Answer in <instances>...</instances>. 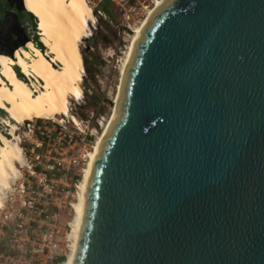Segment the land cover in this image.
<instances>
[{
	"label": "water",
	"instance_id": "1",
	"mask_svg": "<svg viewBox=\"0 0 264 264\" xmlns=\"http://www.w3.org/2000/svg\"><path fill=\"white\" fill-rule=\"evenodd\" d=\"M10 4L14 55L31 39ZM123 85L74 264H264V0H168Z\"/></svg>",
	"mask_w": 264,
	"mask_h": 264
},
{
	"label": "bare ground",
	"instance_id": "2",
	"mask_svg": "<svg viewBox=\"0 0 264 264\" xmlns=\"http://www.w3.org/2000/svg\"><path fill=\"white\" fill-rule=\"evenodd\" d=\"M167 1L157 0L153 7L148 8L146 18L134 29L135 34L122 66V82L114 113L104 124V131L93 150L87 154L89 159L78 184L77 198L73 202V248L64 264L75 262L85 194L95 159L118 117L123 83L136 44L150 19ZM24 6L37 17L39 33L48 52L45 53L29 40L25 46L17 48L14 55L0 53V107L7 113V117L2 116V119L10 127L9 136L0 130V210L12 183L20 176V165L25 162L21 136L18 134L19 125L33 118H52L60 123L69 118L81 126L77 115L71 111V101L84 98L82 82L86 66L81 42L88 37L92 22L96 20L88 0H24ZM54 63H59V66L56 67ZM14 65H19L33 83L19 77ZM35 81L41 85L40 88H37Z\"/></svg>",
	"mask_w": 264,
	"mask_h": 264
},
{
	"label": "built area",
	"instance_id": "3",
	"mask_svg": "<svg viewBox=\"0 0 264 264\" xmlns=\"http://www.w3.org/2000/svg\"><path fill=\"white\" fill-rule=\"evenodd\" d=\"M111 1L120 7L129 28L135 13L145 15L157 2L143 0L141 11L136 12L133 0ZM28 126L29 132L34 133L31 122ZM45 129L46 126L42 127L40 134L47 136L46 141L44 137L31 140L30 150L35 155L20 165L18 181L11 185L0 210V264H64L72 251L73 197H77L75 192L78 191V185L73 181L79 175L76 170H84L89 150L84 147L70 156L66 170L60 158L45 161L39 150L46 142L56 145L50 132L56 133L57 128ZM30 137H33L31 133ZM60 167L63 172L56 175L55 169L61 170Z\"/></svg>",
	"mask_w": 264,
	"mask_h": 264
},
{
	"label": "rangeland",
	"instance_id": "4",
	"mask_svg": "<svg viewBox=\"0 0 264 264\" xmlns=\"http://www.w3.org/2000/svg\"><path fill=\"white\" fill-rule=\"evenodd\" d=\"M133 2L136 6V12L141 11L140 7L143 0H133ZM88 3L95 8L96 20L92 22L95 26H91L92 32H89V37L84 38L81 42L82 53L84 59L87 60L86 72L82 82L84 98L78 101H71V111L77 115L81 126L73 123L69 118V121L65 118V122L62 123L52 118H33L21 123L18 129L26 159L35 155L30 150L33 146L31 140L44 137L46 141L47 136L40 134L42 127L46 126V129L49 130L57 128L56 133L54 131L50 132V136L55 139L56 145H53V142L48 145L46 142L39 150V153L45 161L53 160L50 159L52 157H55L54 161L60 158L65 170V165H67L70 156L74 155L78 150L84 147L89 150L88 153L93 150L99 135L104 131V124L112 117L116 107V97L122 82V66L135 34L134 29L142 23L148 12L147 10L145 15L141 14V12L135 13L134 21L130 22L131 28H129L128 22L123 18L122 10L113 1L103 0L99 2L98 0H88ZM28 17L24 18L25 21H29H27V25H29L27 32L31 37L36 34L42 41L43 37L39 33L38 24L37 32H34L30 27L32 20L28 19ZM43 51L48 52V47L45 46ZM54 65L58 67L59 63H54ZM17 66L19 65H14L15 70ZM19 68L22 70L20 66ZM23 75L26 79L23 78L24 81L33 83L29 77L25 74ZM35 82L37 88H40L41 85L37 81ZM2 116L7 117V114L2 115L0 113V130L9 136L10 127L8 122L2 119ZM29 122L33 125L34 133L29 132ZM39 126L41 129H39ZM60 130L62 131L58 134ZM30 133L33 137H30ZM57 168L55 173L59 175L63 172V167H60L61 170ZM76 171H78L79 175L76 176L73 182L78 185L83 171ZM15 181H18V178ZM75 191H77V187ZM76 198L73 197V201Z\"/></svg>",
	"mask_w": 264,
	"mask_h": 264
},
{
	"label": "trees",
	"instance_id": "5",
	"mask_svg": "<svg viewBox=\"0 0 264 264\" xmlns=\"http://www.w3.org/2000/svg\"><path fill=\"white\" fill-rule=\"evenodd\" d=\"M8 8H11L10 0H0V22L4 18L6 9H8ZM26 15H28L29 19L32 20L30 27L32 28V30L34 32H37L36 16L31 11L24 9V10L19 12V17H20L21 23L24 25L26 31L29 28V25H27V21H25V19H24ZM28 35H29V33H28ZM29 37L32 41H34V44H36V46L38 48H40L41 50L45 49L46 45L44 44L43 40L41 41V39L38 38V36L36 34H34L32 37L29 35ZM84 62H85V66H86L87 60L84 59ZM16 72H17L18 76L22 77V79L23 78L25 79V76L23 75L24 73L22 72V70H20L19 66L16 67ZM0 113H2V115L7 114L3 108H0Z\"/></svg>",
	"mask_w": 264,
	"mask_h": 264
},
{
	"label": "crops",
	"instance_id": "6",
	"mask_svg": "<svg viewBox=\"0 0 264 264\" xmlns=\"http://www.w3.org/2000/svg\"><path fill=\"white\" fill-rule=\"evenodd\" d=\"M26 16L28 17V15H26ZM26 16H25V17H26ZM28 19H29V17H28ZM27 21H28V20H27ZM28 22H29V21H28Z\"/></svg>",
	"mask_w": 264,
	"mask_h": 264
}]
</instances>
